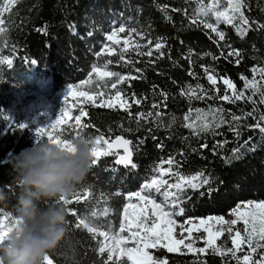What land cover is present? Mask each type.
<instances>
[{
	"label": "trees",
	"instance_id": "16d2710c",
	"mask_svg": "<svg viewBox=\"0 0 264 264\" xmlns=\"http://www.w3.org/2000/svg\"><path fill=\"white\" fill-rule=\"evenodd\" d=\"M202 2L206 4L211 0ZM247 4L249 9H245V15L250 20L264 23V0H247ZM157 5L168 6L167 15L171 16V21L165 19V13ZM4 6L0 2V8ZM198 7L200 4L197 0H22L10 9V16L9 13L0 12L10 29L6 35L0 36V97L10 92L23 91L32 97L52 99L67 89L68 84H79L87 78L93 63H104L105 58H97L94 53L100 49L103 34L113 26L123 24L126 28H136L144 37L141 39L136 34L129 36L133 46L135 43L141 45L137 52L129 51L125 54L126 59L133 63L121 61L118 65L109 66L110 70L121 74L142 77L131 80L130 86L128 83L117 85L127 97L131 98L132 93H135L136 98L141 99L139 105L133 104L132 115L122 110L97 108L90 104L80 105L88 113L82 118L84 122L95 126L85 130V136L99 135L95 130L98 128L106 138L114 139L120 135L132 140L134 145L139 140L144 141L133 149L132 159L137 165L136 168L115 164L116 156L103 157L96 166H92L87 177L76 186L69 197L72 199L75 192L86 188L90 191L91 196L87 200L66 207L76 209L81 216L97 211V218L89 216L88 219L95 226H102L101 230L111 231L113 227L118 230L123 216V205L135 202L134 198L129 202L123 195L111 194L117 191L124 194L137 191L145 180L155 175L153 169L169 156L180 162L178 168L174 167V172L194 175L198 171H204L205 175L215 179L213 187L218 189L210 196L199 195V191L204 189H188L182 204L185 215L176 217L178 222L187 218H192L195 222L215 216L229 219L232 218V209L238 203L264 200V133L245 127L247 124L256 123L253 117L231 122L227 111L224 113L225 119L233 123L234 127L240 125L239 137L229 130L227 123L199 135L184 126L195 119L196 108L205 109L207 112L209 105L213 108L219 105L236 115H242L252 111L254 106L243 101L229 104L210 99L189 100L179 94L189 84L195 86L199 83L205 89L210 87L201 65L214 68L221 76L226 75L235 83L237 89H242L244 85L240 79L241 74L249 80L255 75L256 80L264 85L259 72L254 74L251 71L253 67H264V31L256 30L253 26V30L242 38L231 25L220 23L219 29L225 33L226 40L220 41L218 46L215 42L218 37L203 28L198 19L197 23H192V19H196L195 10ZM174 8L182 11L175 12L172 10ZM200 19L215 22L214 17L201 16ZM45 26L46 33L37 31ZM89 31L93 33L91 36L87 35ZM158 37L165 38L166 46L161 49L163 56L154 49L150 57L139 54L152 48L148 40L154 43ZM226 45H231V48ZM189 49L193 52L191 63L184 58L189 55ZM232 49L241 51L239 64L235 63L236 56L227 55ZM204 53H212L219 58L213 60L212 56H205ZM9 59L13 61L11 65L6 63ZM110 59L115 61L117 57ZM33 60L36 62L31 63ZM137 68L142 69V72L137 73ZM189 71L196 75H188ZM153 85L156 86L155 91ZM217 87L223 94V83L218 82ZM161 90L168 94L167 107H164L165 101L159 94ZM114 91L105 89L106 93ZM250 94L251 90H248L246 95ZM253 99L259 101L258 96ZM153 103L160 107L153 109ZM255 107L258 108L257 116L264 112V104L258 102ZM190 108L193 109L191 113ZM156 111L162 113L160 118L153 116L141 119L138 127L136 113ZM74 113L78 114V108L74 109ZM185 114H189V121L183 120ZM172 116L176 117L174 123L171 121ZM196 123L199 124L200 121ZM129 128L133 131H125ZM3 139L5 145L0 147V187L6 185V189L10 188L11 191L6 190L9 198L0 203V209L13 214L18 188L12 185L13 175L9 162L15 154L34 147L43 140L35 144L26 134L16 138L8 133ZM245 141L248 143L245 144ZM158 144L162 147H157ZM202 144L208 147L201 148ZM237 148L240 150V159L225 163L226 159L233 156L232 150ZM163 167L167 168L168 165L164 164ZM165 179L172 183L176 177L170 175ZM102 193L107 196H102ZM105 208L109 209L107 216L103 215ZM67 219L64 239L49 253L54 258V264H101L97 255V241L85 230L74 227L76 217L68 213ZM178 230L179 228L177 233ZM212 230L215 231L214 228ZM231 235L225 232L217 240V245L222 249L232 247ZM201 236H207L203 229L193 232L194 248L204 247V240L199 239ZM150 251L160 257L167 256L169 264H197V255L193 253L180 255L167 253L165 249ZM248 251L247 246L243 245L237 256L242 257ZM262 252L264 249L258 248L253 258L258 259ZM199 259L206 260L207 264H242V261L238 262L231 254L224 257L214 254L200 255Z\"/></svg>",
	"mask_w": 264,
	"mask_h": 264
},
{
	"label": "snow or ice",
	"instance_id": "6c2138e0",
	"mask_svg": "<svg viewBox=\"0 0 264 264\" xmlns=\"http://www.w3.org/2000/svg\"><path fill=\"white\" fill-rule=\"evenodd\" d=\"M5 6L0 8V12L9 13L10 9L22 0H0ZM200 4L195 10L196 19H192V23H197V19L200 20L203 28L210 29L215 33L218 39L215 41L219 46L220 41H225L226 36L223 31L219 29L220 23L231 25L235 28L237 34L240 37H245L250 30H253L255 26L256 30L264 31V23H260L256 20H250L245 15V9H249L247 0H211L210 3H203L202 0H197ZM223 9L221 10V5ZM158 9L165 13V19L171 21V16L167 15V5L159 6ZM175 12L182 11L181 9H172ZM186 11V10H185ZM264 11V9H262ZM214 17L215 22H208L206 19H200V17ZM72 27L71 25L69 26ZM10 29L6 26V20L0 15V36L6 35ZM37 31H47L46 26ZM124 33V36L120 34ZM93 33L89 31L87 35L91 36ZM130 34L143 35L137 31L136 28H126L123 24L119 26H113L111 29L104 33V39L101 42L99 51L94 55L97 58H105L104 63H93L90 67V71L87 74V78L80 81L79 84H68L67 91L64 97V101L67 102L71 97L73 104L71 107H63L52 123L43 128H39L36 131L38 139L47 141L53 144L62 145L65 150H71L74 147L76 140L87 137L89 142L92 143L91 149L93 161L92 166H96L103 157L116 156L115 164L123 165L125 168L129 166L136 168L137 165L133 162V149L137 148L139 144H143V140H139L136 145L133 141L126 139L123 136L117 135L114 139L106 138L105 134L95 129L99 135L92 136L89 134L85 136L83 133L88 128H95L91 123H86L82 119L86 117L88 113L82 104H90L93 107L105 108L112 110H122L132 115L131 108L133 104L139 105L141 99L136 98V94L132 93L131 98L127 97L122 89L117 88V85L128 83L130 81L139 79L142 77L132 76L130 74H121L120 72L110 70L109 66L113 64H119L121 61L125 63H133L131 60L126 59V53L129 51L137 52L141 47L139 43H133L130 41ZM183 43V41H181ZM148 44L152 45L147 52L139 53L141 55L152 56L153 49L160 54L164 55L161 51L166 46L165 38L158 37L153 43L152 40H148ZM231 48V45H226ZM192 49H189V55L184 57L189 59L191 63ZM205 56H212L213 60L219 57L212 53H204ZM223 55V52H221ZM228 56H236V64L240 63L241 51L239 49H232L228 52ZM117 57L115 61L110 57ZM12 60L6 61L11 65ZM35 63L36 61H30ZM206 79L210 85L208 89H205L203 85L197 83L195 86L187 85L180 90V95L187 97L189 100L195 98L196 100L210 99L214 101H223L229 104H236L239 101L245 103H251L254 107L250 112H244L242 115H236L231 110H226L222 106L213 108L209 105L207 112L205 109L196 108L194 111L197 116L192 122L186 123L184 126L194 130V134L199 135L201 132H208L213 129L219 128L223 124L229 125V130L233 131L237 137L240 136L239 127L237 124L235 127L231 122H240L247 117H253L256 120L254 124H247L245 127L249 129H258L261 133H264V112L259 113L257 116L258 108L255 107L257 103L264 104V85H261L255 78V75L251 80L241 74L240 79L244 82L242 89H237L235 83L226 75L221 76L216 73L214 68L201 65ZM137 73H141L142 69H135ZM251 71L255 74L259 72L260 79L264 80V67H253ZM188 75L195 76L192 71L188 72ZM218 82H222L225 86L223 94L217 87ZM105 89L115 90L114 93H106ZM156 90V86L153 85V91ZM251 90L250 95H246V92ZM165 101L164 107H167L166 101L168 94L162 90L159 93ZM258 96L259 101L253 99ZM146 99V97H145ZM131 100V102H130ZM160 105L153 103L152 108L158 109ZM78 108L77 115H71L73 109ZM193 109H189L191 113ZM227 111L230 116L231 122L225 119L224 113ZM160 118L162 113L160 111L138 112L135 114V119L139 127V121L141 119H147L148 117ZM175 116L171 117V121L174 123ZM184 121H189V114L183 116ZM196 121H200L199 124ZM21 129L24 125H19ZM122 127V125H121ZM125 131H133L131 128L125 129ZM111 132V128H109ZM155 139V137H153ZM251 139V138H249ZM248 141H245L247 144ZM220 145L218 144L217 147ZM162 147V145H157ZM206 144H202L201 148H207ZM122 148L123 154L115 151V149ZM233 156L226 159L225 163H231L233 159H240V150L233 149ZM167 164L168 167H163ZM180 162L174 157L169 156L167 160H162L158 164L153 172L155 175L145 180L141 184L137 191L129 193H121L119 191L112 193L113 196L123 195L129 202L135 198L136 203H125L123 205V216L119 224L118 230L115 227L111 231L101 230L102 226H95L89 222V216L92 218L98 217L97 211H92L84 216L78 214L76 209L66 207L73 203L79 204L81 201L87 200L91 193L86 188L81 191H77L73 194L72 199H65L60 197L53 203L63 205L67 208L68 213L76 217V223L74 227L77 230H85L89 233L92 239L97 241V255L100 257L101 264H169L167 256L160 257L154 255L150 249H165L167 253H176L180 255H186L193 253L197 255V264H207L206 260H200V255L214 254L220 257L231 256L237 259L238 262L242 261V264H264V252L259 255L258 259L253 258V254L257 253V249H264V200L260 201H244L237 204L236 208L232 209L231 216L235 219H225L223 216L208 217L206 219L199 220V226L196 225L192 218H187L183 222H178L176 217H183L185 215V208L182 206L185 199V193L188 189L193 191H199V195H211L214 191L218 190L213 187L215 179L205 175L204 171H198L194 175H183L179 171H173L174 167L178 168ZM175 175V182L170 183L165 177ZM218 179V178H216ZM223 183V181H220ZM205 186H207L205 188ZM6 190L11 191L10 188ZM107 196V194H101ZM162 197V200H158L156 197ZM129 208H132V213H129ZM241 208H251L252 212L249 214L242 213ZM258 209L257 213L255 210ZM108 208L103 210V215H108ZM257 219H259V226L257 227ZM238 220L243 221L244 228L242 235L241 230L236 229L234 235H231L234 231L233 226L237 224ZM209 221H212L215 225H218L215 231L212 230ZM20 220L10 211L0 209V246H3L7 242V238L13 232L19 229ZM187 225V226H186ZM251 226V227H249ZM203 228V232L207 233L206 237H199L204 240V247L194 248V240L192 234L194 231H200ZM177 228L179 232L177 233ZM231 235L232 247L222 249L217 245V240L225 233ZM124 233H127L126 235ZM187 233V235H185ZM177 235L179 238H177ZM102 238V239H100ZM132 242L131 247L128 246L129 242ZM187 241V242H186ZM246 245L249 251L242 257L237 256V252L242 251V246ZM186 250V251H185ZM0 264H3V259L0 258ZM42 264H54V258L49 254H46L43 258Z\"/></svg>",
	"mask_w": 264,
	"mask_h": 264
},
{
	"label": "clouds",
	"instance_id": "9594fccd",
	"mask_svg": "<svg viewBox=\"0 0 264 264\" xmlns=\"http://www.w3.org/2000/svg\"><path fill=\"white\" fill-rule=\"evenodd\" d=\"M92 147L87 137L76 140L71 150L42 141L11 158L12 185L18 188L13 214L21 223L0 246L3 264H42L44 256L64 239L68 210L52 202L69 199L87 177ZM6 187H0V203L9 198Z\"/></svg>",
	"mask_w": 264,
	"mask_h": 264
},
{
	"label": "rangeland",
	"instance_id": "374dc122",
	"mask_svg": "<svg viewBox=\"0 0 264 264\" xmlns=\"http://www.w3.org/2000/svg\"><path fill=\"white\" fill-rule=\"evenodd\" d=\"M207 30L211 32L210 29ZM211 33L215 35V33ZM66 91L67 89L59 92L52 99H47L39 96L32 97L30 94L23 91L10 92L7 95H3V97H0V147H3L5 145L3 138L7 136V133L9 135H14L16 138L26 134L27 138L32 140L33 143H39L41 139H38L36 135L37 129L49 126L52 121H54L59 115L63 107H71V105L73 104V99L71 97L67 102L64 101ZM71 115H76L74 113V109L71 111ZM19 125H24V127L21 129L20 127H18ZM156 198L158 200L163 199L162 197ZM135 203L136 200L132 204ZM132 211L133 209L129 208V213H132ZM240 211L242 213L249 214L253 211V209L241 208ZM255 211L257 213L259 212L258 209H256ZM235 218L236 217L232 216V219ZM199 220L200 219L195 221L197 226H199ZM209 225H211V227L214 229L218 227V225H215L212 221H209ZM258 226L259 219H257V227ZM243 228V221L238 220L237 224L233 226V234L236 229H239L241 230L242 235H245V233L243 232ZM200 229L203 228L201 227ZM126 234L127 233H125V235ZM185 235H187V233H185ZM128 246H133L131 241L129 242Z\"/></svg>",
	"mask_w": 264,
	"mask_h": 264
},
{
	"label": "water",
	"instance_id": "95a60500",
	"mask_svg": "<svg viewBox=\"0 0 264 264\" xmlns=\"http://www.w3.org/2000/svg\"><path fill=\"white\" fill-rule=\"evenodd\" d=\"M115 151L119 152L120 154H123V149L122 148L115 149Z\"/></svg>",
	"mask_w": 264,
	"mask_h": 264
}]
</instances>
